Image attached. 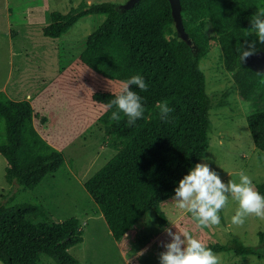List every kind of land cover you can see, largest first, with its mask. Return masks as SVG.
<instances>
[{
    "label": "trees",
    "instance_id": "16d2710c",
    "mask_svg": "<svg viewBox=\"0 0 264 264\" xmlns=\"http://www.w3.org/2000/svg\"><path fill=\"white\" fill-rule=\"evenodd\" d=\"M181 20L187 39L175 27L169 0H139L130 8L113 1H81L62 13H47L45 36L57 38L79 18L100 14L104 18L85 39L94 56L139 72L148 88L140 91L143 117L127 125V117L111 119L107 107L120 91L96 90L92 99L101 108L98 119L116 152L84 182L112 237L120 240L147 211L154 210L158 224H165L160 204L175 195L178 182L197 164L209 144V101L201 59L217 45L224 68L232 72L234 87L243 100L257 107L246 116L255 148L264 152V73L240 64L235 51L256 40L248 36L250 19L264 0H180ZM12 33V31H11ZM256 48H264L257 42ZM173 109L162 119L158 104ZM224 101H219L223 105ZM45 124L46 115L35 112L27 99H11L0 90V153L6 160L4 179L34 190L46 176L64 164L60 150L42 137L34 120ZM255 189L264 196V181ZM77 217L51 223L48 211L35 201L0 204L1 264H77L68 249L82 241ZM260 240L263 233L260 232ZM213 252L256 254L237 238L226 243L208 242Z\"/></svg>",
    "mask_w": 264,
    "mask_h": 264
},
{
    "label": "rangeland",
    "instance_id": "374dc122",
    "mask_svg": "<svg viewBox=\"0 0 264 264\" xmlns=\"http://www.w3.org/2000/svg\"><path fill=\"white\" fill-rule=\"evenodd\" d=\"M81 1H113L119 8L127 2L0 0V90L11 99H27L35 112L47 116V123L35 119L34 125L64 157V164L55 174L46 176L36 189L24 190L5 181L6 160L0 153V204L35 201L48 211L51 223L77 217L83 239L68 249L78 259L77 264H160L159 254L165 251L162 244L170 242L165 228L174 233L186 230L204 244L237 238L253 247L256 254L214 252L220 264H264V220L250 215L243 225L232 224L238 202L231 196L219 212L220 224L208 227L199 226L191 213L179 209L170 198L160 204L164 225L158 224L150 209L123 235L122 247L118 248L83 186L116 152L108 144L98 119L101 107L92 99V93L100 89L121 91L123 82L139 72L112 65L88 51L85 39L102 22L103 15L81 17L57 38L43 35L48 12L65 13ZM200 67L205 74L210 108L209 144L198 163L208 164L226 185L229 180L238 183V174L243 170L255 187L264 181V152L255 148L246 116L257 107L238 95L232 72L224 68L217 45L201 59ZM219 101H224L223 105ZM141 252L143 255H139Z\"/></svg>",
    "mask_w": 264,
    "mask_h": 264
},
{
    "label": "clouds",
    "instance_id": "9594fccd",
    "mask_svg": "<svg viewBox=\"0 0 264 264\" xmlns=\"http://www.w3.org/2000/svg\"><path fill=\"white\" fill-rule=\"evenodd\" d=\"M248 36L255 35L256 40L235 47L240 64L247 58L256 54L257 42L264 44V7H258L250 19V28L246 30ZM134 85L140 91H146L148 85L141 75H135L123 82L120 94L112 99L107 107L115 106L111 119L121 120V113L127 117V125L132 126L143 117L144 106L142 97L137 91L130 90ZM162 119L167 120L173 111L167 102L158 104ZM239 182L229 180L227 185L222 182L219 175L210 169L206 163H197L188 173L179 180L174 189L173 200L179 209L191 213L201 227L219 225L221 218L219 212L227 205L229 196L238 202V209L231 222L234 225H243L250 215L264 220V196L254 187L252 178L243 170L239 172ZM164 232L170 237V242L162 244L165 251L159 254L160 264H220V259L201 240L194 238L188 231L173 232L165 228ZM143 255V252L139 253Z\"/></svg>",
    "mask_w": 264,
    "mask_h": 264
},
{
    "label": "water",
    "instance_id": "95a60500",
    "mask_svg": "<svg viewBox=\"0 0 264 264\" xmlns=\"http://www.w3.org/2000/svg\"><path fill=\"white\" fill-rule=\"evenodd\" d=\"M138 1L139 0H127V2L123 5V8H130ZM169 2L176 29L182 38L187 39V33L184 30L183 22L181 20L180 0H169ZM245 63L254 71L264 73V49L258 50L256 54L247 58Z\"/></svg>",
    "mask_w": 264,
    "mask_h": 264
},
{
    "label": "crops",
    "instance_id": "0c3cea01",
    "mask_svg": "<svg viewBox=\"0 0 264 264\" xmlns=\"http://www.w3.org/2000/svg\"><path fill=\"white\" fill-rule=\"evenodd\" d=\"M128 232H126L125 233V235L127 234ZM124 240V237L121 239V241L119 242V240L118 241H116L117 242V244H118V248H121L122 247V241ZM120 246V247H119Z\"/></svg>",
    "mask_w": 264,
    "mask_h": 264
},
{
    "label": "flooded vegetation",
    "instance_id": "af4514ba",
    "mask_svg": "<svg viewBox=\"0 0 264 264\" xmlns=\"http://www.w3.org/2000/svg\"><path fill=\"white\" fill-rule=\"evenodd\" d=\"M262 49H264V48H262Z\"/></svg>",
    "mask_w": 264,
    "mask_h": 264
}]
</instances>
